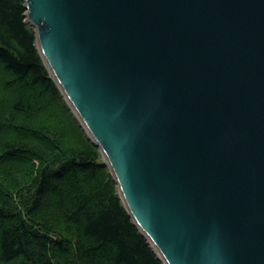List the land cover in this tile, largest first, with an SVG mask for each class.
<instances>
[{"label":"water","instance_id":"water-1","mask_svg":"<svg viewBox=\"0 0 264 264\" xmlns=\"http://www.w3.org/2000/svg\"><path fill=\"white\" fill-rule=\"evenodd\" d=\"M25 6L164 263L264 264V0Z\"/></svg>","mask_w":264,"mask_h":264},{"label":"trees","instance_id":"trees-1","mask_svg":"<svg viewBox=\"0 0 264 264\" xmlns=\"http://www.w3.org/2000/svg\"><path fill=\"white\" fill-rule=\"evenodd\" d=\"M26 11L25 0H0V264H165L52 77Z\"/></svg>","mask_w":264,"mask_h":264},{"label":"bare ground","instance_id":"bare-ground-1","mask_svg":"<svg viewBox=\"0 0 264 264\" xmlns=\"http://www.w3.org/2000/svg\"><path fill=\"white\" fill-rule=\"evenodd\" d=\"M119 190V189H118ZM120 193V192H119ZM121 196V195H120ZM124 202V201H123ZM125 204V203H124ZM126 206V205H125ZM127 208V207H126ZM130 213V212H129ZM132 216V215H131ZM134 220V219H133ZM135 222V221H134ZM136 223V222H135ZM138 226V225H137ZM153 246V245H152ZM155 246H153V248H154ZM155 249L158 251V253H160V251H159V249L157 248V247H155ZM157 253V254H158ZM161 258V257H160ZM162 259V258H161ZM163 260V259H162Z\"/></svg>","mask_w":264,"mask_h":264},{"label":"rangeland","instance_id":"rangeland-1","mask_svg":"<svg viewBox=\"0 0 264 264\" xmlns=\"http://www.w3.org/2000/svg\"><path fill=\"white\" fill-rule=\"evenodd\" d=\"M51 193H52V191L48 190V194H51Z\"/></svg>","mask_w":264,"mask_h":264}]
</instances>
